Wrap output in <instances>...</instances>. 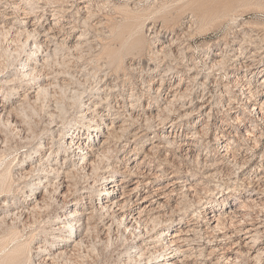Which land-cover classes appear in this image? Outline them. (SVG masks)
I'll return each instance as SVG.
<instances>
[{
	"label": "rangeland",
	"instance_id": "rangeland-1",
	"mask_svg": "<svg viewBox=\"0 0 264 264\" xmlns=\"http://www.w3.org/2000/svg\"><path fill=\"white\" fill-rule=\"evenodd\" d=\"M62 1L67 7L62 3L59 6L57 4L56 7L54 3H59L57 0H0V104L5 105L11 102L7 113L11 111L13 113L7 117L11 120L7 122L8 119H6V124L0 126V264H41L40 261L46 256L45 253L38 252L44 247L52 249L50 245L53 240L50 236L54 238L53 233L58 232L56 228L61 222L58 216L64 210L65 202L78 196L81 201L84 197L85 202H93L101 191V183L106 181L105 170L123 165L121 160H124L128 163L130 171L135 174L137 173L136 165L147 154L149 158H153V165L161 164L166 156L169 163L174 162L166 167L164 177L160 182L157 181V185H163L171 176L170 172L173 169L179 171L178 174L181 177L189 173V177L194 179L192 182L198 183V187L201 188L198 190L197 197L193 200L183 199V192L179 190L181 199L166 202L165 207L158 208L159 217L171 219L169 223L165 222L163 225L157 221H147L137 222L135 227L130 228L125 221L120 219L116 221L113 214L96 210L90 221H87L88 217H84L82 226L76 233L77 237L74 238L75 234H71L70 239H77L80 243L77 244L78 246L72 241L68 244V246L72 245L69 249L75 247V251H72L71 255L68 253L69 256L62 255L61 259L56 257L57 259H53L51 264H137L136 248L133 246L137 245L139 240L142 239L144 242L154 233L157 234L154 237L160 238L163 234L165 238V230H169L171 234L188 220L196 228L195 232L188 234L190 241L188 245L185 244L191 248L189 254L193 262L196 261L195 264L217 263L219 258L223 259L218 245L224 238L220 237V234L216 235L218 236L216 241L208 238L211 234L203 231L205 219L199 210L203 204L215 205V199L222 195H225L224 198L232 196V199L230 198L232 203L239 200L245 202L246 197L254 198L252 196L256 189L249 190L248 184L252 180L258 182L257 171L264 168V135L258 149L249 151L248 154L243 153L248 155L250 160L248 164L236 165L231 156H228L223 160L222 165L203 168L202 164H197L196 159H186L185 151L181 147L177 148L179 147L177 143L168 144V140L172 139L167 137L174 136V133L181 129V127L178 130L171 128L173 122H179V126H188L190 137L196 130H192L187 118L181 119V115L175 108L169 107L164 111L165 105L159 106L162 102L158 103L159 94L156 89L161 81L168 83V87H173L183 77L186 82L191 83L192 89L186 97L187 102L190 100L197 105L201 102L209 105L202 113L199 126L196 124L202 133L197 135L203 143V145L199 144L202 154L201 162L202 159H207L208 162L210 160V165L220 163L217 138L223 132L217 126L222 125V121L234 124L232 116L240 114L237 111H227L225 106L228 104V98L234 99L238 96L236 101L241 103L246 100L242 101V95L234 92L235 88H231L232 93L221 94L222 90L218 85L221 83L222 86L230 79L224 71L210 73L204 64L212 52H223L225 49V53H234L233 47H238V43H244L240 36L246 33L248 37L252 34L255 41L251 43L252 46L248 44L251 46L248 51L251 52V49L259 51V58L263 60L259 69H264V0H138L139 2L137 0H83L90 6L87 12L83 11L84 13L78 11L79 0ZM54 8L65 11L61 17L62 20L64 19L62 23L65 24L66 20H75L74 23L66 25V31L76 25L75 32L72 28L68 35L66 31L63 32L59 30L60 27H57V31L51 33L49 38L46 36L47 27H51L58 16L54 17L52 11L55 10ZM8 30H10L9 33ZM32 30L35 32L32 33ZM39 31H41L40 35L36 33ZM80 34L83 35V47L77 48L76 39ZM46 39H53L52 49H55V52H43L45 48L41 44L42 40L49 42ZM172 39L176 41L174 46H170ZM59 41H62V44L60 43L62 46ZM59 45L63 49L59 48ZM36 46L41 48H37L38 53L34 50ZM251 56V53H246L242 61L251 60ZM24 67L36 68L37 79L17 77L16 72H20L19 70ZM39 70L41 71L37 74ZM197 72L200 73L198 79L192 78ZM239 73L243 74L244 71ZM263 75L264 71L256 78V83L261 82ZM172 76L176 78L169 80ZM45 77L50 78V81L42 80ZM39 85H43L47 91L42 92L40 89L38 92ZM99 87L106 90V93L102 94L106 99L104 101L97 100L98 96L95 93ZM4 94L10 97L9 102L5 100ZM225 94L229 97H225ZM255 99L257 101H251L250 106L260 107L263 97H255ZM114 101H118L116 111L111 109ZM125 102L136 104L141 120L140 118L130 120L127 117L125 107H122L126 104ZM118 106L120 113L117 110ZM101 107L112 110L115 116H122L123 121L119 123L124 125L122 129L125 132L122 129V131L119 129L113 132L109 129L110 127H107L106 122L109 124L112 120L103 121L98 116V112L104 109ZM211 108L210 115L208 112ZM243 108L246 109L245 106H242ZM242 109L239 106V110L244 112ZM165 119L168 120L164 122ZM119 123L117 125H120ZM85 124H92L93 128L98 127L102 131L106 129V132H113L114 136L109 139L110 146L108 145V149L105 150L107 156L103 159L100 157V163V159L97 160L98 163L96 162L97 165L93 171L90 169L91 171L85 173L81 169L77 170L76 167L71 168L77 170V174L70 177L71 190L68 193L71 198H65L62 193L67 189L59 190L58 183L53 180V177L46 178L48 174L46 172H49L53 162L65 160V154H68L65 152L67 132L72 127L78 125L82 127ZM53 128L60 133L57 132L55 135ZM258 129L260 131L255 133L259 136L264 133V123L260 122ZM246 131L247 128H242L239 138L243 144L245 142L244 145L251 148L252 144L247 142V137L244 135ZM85 137L84 135V139ZM106 138L107 134L99 135L96 138V144L103 142ZM180 140L182 141V138ZM153 143L155 145L159 143L160 147L158 151L155 149L149 153ZM39 144L46 148L37 151ZM237 144L235 143L234 146ZM58 148L60 153L56 155L54 151ZM134 148L136 154H128V151ZM39 153L45 154L41 164L36 161ZM48 159L52 161L47 162ZM66 160L69 162L70 158L67 157ZM116 172L119 176L122 170L116 168ZM22 177L25 178L22 179ZM96 177L97 190L93 186V180ZM50 180L54 182L51 183ZM47 183H50L48 189L45 187ZM258 183L264 190L263 180ZM30 197L34 199L30 201ZM257 197H263V195L258 194ZM174 198L178 199L176 196ZM222 200L223 198L220 201ZM26 203L30 206L29 209L36 208L37 205L39 207L33 209L34 212L21 216L16 214L18 218L4 212L8 207L14 208L13 213L18 212L21 209L20 206ZM232 203L224 207L220 203L215 213L220 214L223 208L230 211L231 208L233 209ZM180 204L183 205L180 206ZM246 204L248 205L247 202ZM7 215L8 218H5ZM192 217L197 219L192 220ZM259 220L264 222V212L261 213ZM67 236H70L69 233L64 232L61 237L65 239ZM61 244L60 250L63 251V242ZM257 244L259 247L264 246V239L258 240ZM232 246L234 247L233 243ZM150 247L144 243V248ZM211 251L213 255H210ZM149 253L145 256L144 262L138 264H145L148 260L151 263L152 257L157 256ZM222 259L219 264H226ZM158 260H162V257L154 261ZM250 263L243 261L238 264Z\"/></svg>",
	"mask_w": 264,
	"mask_h": 264
},
{
	"label": "bare ground",
	"instance_id": "bare-ground-1",
	"mask_svg": "<svg viewBox=\"0 0 264 264\" xmlns=\"http://www.w3.org/2000/svg\"><path fill=\"white\" fill-rule=\"evenodd\" d=\"M64 1H67V0H64ZM57 2H59V3H56V4L54 3L55 6L57 4H58V6L61 3L63 4L62 0H61V2H60V0H57ZM137 2H139V1L137 0ZM68 4H70V3H68ZM64 6H66V4ZM61 7H63V6H61ZM88 8H90V6H88V4H85V2H83V0H79L78 11H80V12L86 11L87 12ZM71 9H73V8H71ZM52 11H53L54 17H55V15H58L57 16L58 18L57 17H56V19L53 18V19H55L54 20L55 22H53L51 24V27H47V31H46L47 35L46 36H48V38H49L51 33H54L55 31H57L56 30L57 27L58 28L60 27L59 30L64 32V31H66V25H68V24L70 25V24L74 23V21H75V20L74 21L66 20V23L64 24V23H62V21L64 19L62 20L61 17L65 14L64 13L65 11L62 9H59V8L52 10ZM43 14H45V13H43ZM77 14H79V13H77ZM88 15H87V17H90ZM73 26H71L73 28V30L76 29L77 26L76 25L74 27ZM191 26H193V25H191ZM72 28H70L69 30L66 31L68 35H70V31L72 30ZM76 30H74V32ZM9 31L10 30H8L7 32L9 33ZM34 32L35 31L32 30V33H34ZM36 33H38L40 35L41 31L36 32ZM159 34H161V33H159ZM245 34H244V36L243 35L240 36L243 39L244 43L243 44L238 43V45H237L238 47H233L234 53H232V54L225 53L226 52L225 49L223 50V52H212V55L208 57V60L204 64L205 68H207V71L209 70L210 73H215V72L217 73V72L224 71L225 74L227 75V78L230 79V80H228V82L226 84H222V86H221V83H220L218 85L220 90H222L221 94H224L225 92L228 94L232 93L231 88H235L236 90L234 92H237L240 95H242V99H243L242 101L246 100V101H244V103L242 102L243 103L242 104L241 102L236 101L238 96L234 99L228 98V104L225 106V107H227V111H229V112H230V110L231 111H237L240 114L232 116V120H233L234 124L226 123V122H223L222 120H220V121H222V123H221L222 125L217 126L218 129L221 130V132H223V134L217 138V140H218L217 143H219V147H217V151H218L219 155L218 154L217 155L219 156L218 159H219L221 164L216 162V163L210 165L209 164L210 160L208 162L207 159H202V162H201L200 158H201L202 154L200 153L199 144L203 145V143L200 141L201 139H199V137L197 135L202 134V133H201V129L199 130L197 126H199V124H200V119H201L202 113L205 112V110L207 109V107L209 105L207 106L205 104H202V102H201V104L197 105V104H194L193 101H190V100H188V102H187L186 97L192 89L191 83L186 82V80H184V77H183L178 81L177 84L175 83L176 85L173 87L172 86L168 87L167 86L168 83H164V81H161L160 86L156 89V91L159 94L158 103L162 102V104L161 105L159 104V106L163 107L162 105H165L163 108L164 111H165V109H169V107L175 108V110H177V112L181 115V117H182L181 119L183 120L184 118H187L188 122L190 123V126L192 127V130H196L193 134L191 133L192 137H190L188 134L189 133L188 132V126H185V127H183L182 125L179 126V122H173V124L171 125V128L174 127L175 130H178V128L181 127V129L178 132L176 131L174 133V136H172V137H171V135L168 137L166 136L167 138L172 139V140H168V142H169L168 144L175 145L177 143V145H179V147H177V148L181 147V148H183V151H185L186 159H189V160L196 159L197 164H200V165L202 164L201 166H203V168H206V167L208 168V166H215L217 164L222 165L224 162L223 160L225 158H228V156H231L232 160L234 162H236V165H238L239 163H242L241 165H243V166L248 164V161H250L248 158V155H247L248 152L258 149V147H259L258 145L261 142V139L264 135V133H261L258 136V134L255 133V131H257V132L260 131L258 129L259 123L260 122L264 123V75L261 78V82L259 84L256 83V78L258 76H260V74H262V71H264V69H261V70L259 69V67L262 65L263 60L259 58L260 54H258V52H259L258 50L256 51L255 49H251L252 50L251 52L248 51V49L252 46L251 43H254L255 41L253 39L254 37H252V34L249 37L247 34H246L247 36ZM68 35H66V36H68ZM82 37H83L82 34H80L79 37L77 36V39H76L77 45H75V46H77V48L83 47ZM52 40L48 39L47 41H49V42L42 40L41 46L43 48H45L44 49L45 51H43V52H51V51L55 50V49L54 50L52 49V46H53ZM63 41H65V40L63 39ZM61 42L59 41V44ZM64 43H66V42H64ZM175 43H176V41L175 40L173 41V39H172V41L170 42V46H174ZM248 44H250L251 46H248ZM60 45H59V48H62V47H60ZM64 45H63V47H65ZM55 46H56V44H55ZM167 47H169V46H167ZM37 48H40V46L35 47L34 50L36 53L39 52V49H37ZM161 51H164V50H161ZM246 53H251L252 59L251 60L249 59L247 61H242V59L245 58L244 56ZM34 63L36 64V62H34ZM35 69L36 68L26 69V67H24L23 69L19 70L20 72H16V74H17L16 76L17 77L20 76L19 78L29 77V78L33 79V77H34V79L35 78L37 79V76L35 75L36 74ZM40 71L41 70L37 71V74ZM240 71L241 72L244 71V73L243 74L239 73ZM198 76H200L199 72H197L195 74V76L192 78L198 79ZM173 78H176V77L172 76V77H170V79L169 78L168 79L171 80ZM40 79H41V77H40ZM232 79H235V80L232 81ZM42 80L49 82L50 78L45 77ZM37 83L39 84L40 82L38 81ZM49 87H51V86H49ZM38 88H39L38 92L40 91V89L42 90V92L45 90L47 91V89H45L43 85H39ZM110 89H112V88H110ZM105 91L106 90L102 89L101 87L98 88L97 92L95 93L98 96L97 100H102V101L106 100L105 96L102 95V94L106 93ZM27 92H28V90H27ZM30 93H32V92H30ZM3 96H4L5 100H7L9 102L8 99L10 97L6 94H4ZM26 96H28V94ZM225 97H229V96L226 95ZM255 97H263V100L261 99L262 101H260L261 103L259 104L260 107H258L257 105H251L250 106L251 101H257V99H255ZM136 100H138V99H136ZM258 100H260V99H258ZM114 102H115L114 105L113 106L110 105V106H111V109L116 111V107H117L116 104L118 103V101H114ZM90 103L91 102H89V104ZM198 103H200V101H198ZM126 104H124L123 106L121 105V106L125 107V111L127 112V117H129L130 120L131 119H137V118L139 120L140 114L137 110L136 104H133V103H128L127 105ZM187 104H189V105H187ZM10 106H11V102H9V104H5V105L2 103L0 104V126H1V124L2 125L6 124L5 123L6 119H8L7 122H9L11 120L10 117L7 118L10 114H13V113H11L12 111L10 113H7L8 112L7 108ZM239 106H241V109H242V106L246 107V109H244V108L242 109L244 112L239 110ZM101 108H104V107H101ZM118 109H119V106H118L117 110ZM211 112H212V108L210 109L208 114H210ZM118 113H120L119 110H118ZM134 113H136V114L134 115ZM98 116H100L103 121L112 120L111 123H109V124L106 122V125H107V127H110L109 129H111L113 132L115 130L118 131L119 129L121 130L122 128H124V125L119 123L120 121H123L122 116L121 115H119V117L115 116V114H113L112 110H110L108 108H104L100 112H98ZM149 116L150 115H148V117ZM217 116H218V114H217ZM158 117H160V116H158ZM140 120H141V118H140ZM167 120L168 119H165L164 122H166ZM118 123L120 125H117ZM7 124H8V126H10L9 123H7ZM196 124H197V126H196ZM248 125H249V127H248ZM242 128H247V131L245 132V134L244 133L243 134L247 137V142L252 144L251 148L249 146L244 145L245 142L243 144L239 138V134H240V131L242 130ZM105 130L102 131V129L98 128V127L93 128L92 124H85L82 127L78 125L77 127H72L67 132V136L66 135H65L66 137L64 136L65 138H67V143H66L67 147H66L65 152L68 154H65V160L63 162H59V161L53 162L51 164L52 167L49 168V172H46V173H48L46 178L53 177V180H56V183H58L59 190L61 188L67 189L66 192L62 193L63 197H65V198L70 197V194L68 193L71 190L70 189L71 186L69 184L71 181L70 177H72V175H74L78 169L83 170L85 173L87 171H89L90 169L93 171V169L96 167V165L98 163L97 160H99L100 157L103 159L105 156H107L105 154V150L108 149L107 147L110 143L109 139L111 137H113L114 135H113V132H106L107 130L106 131ZM122 130H124V129H122ZM57 132H59V131L56 130V128H55L53 130V133L55 134ZM124 132H125V130H124ZM101 134H107V138L105 140H103V142L96 144V138H98L99 135H101ZM55 135H57V134H55ZM84 135L86 136L85 139H84ZM250 137H252L253 139ZM181 138H182V141L180 140ZM82 139H84V140H82ZM194 140L196 142H192ZM235 143H238V144L236 146H234ZM244 146H246V148H244ZM159 147H160L159 143L156 145H155V143H153L152 147L150 148V150L148 152L150 153L152 150H155V149H157V151H158ZM44 148H46V146L39 144V146L37 147V151L38 150H44ZM171 148H172V146H171ZM153 152H155V151H153ZM220 152H222V153H220ZM244 152H247V154H243ZM54 153H56V155H58L60 153L59 148L56 149L54 151ZM130 153L135 155L136 154L135 148L132 151H128V154H130ZM44 155L45 154H42V155L40 154L39 158L36 160L39 162V164H41V162L43 161V157H45ZM208 156H209V154H208ZM67 157L70 158L69 162H67V160H66ZM166 157L164 160L161 161V164L153 165V162H154V160H152L153 158H149V154H147L143 158V160L139 164L136 165L137 173H135V174L130 171V167L128 166V163H126L124 160H121V164H123L124 166L121 165V166L111 168L108 171L105 170L106 181L101 183V191H99L98 195L93 199L94 200L93 202L92 201H90L89 203L85 202L84 197L82 198V201H81L79 199V196H78V198H73L72 200H69V202H67V203L65 202L64 210H62L61 214L58 216L59 222L61 221L59 226H57V228H56L58 230V232L53 233L55 235L54 238H51V236H50V239L53 240L51 242V245H50L52 247V249L50 250V249H48V247H44V248L42 247L43 249L42 250L40 249L41 251L38 252V253L43 252V253H45V256H46L40 261V263L41 264H51L52 263L51 261H53V259L55 260L56 257L57 258L60 257L59 259H61L62 255L63 256H66V255L69 256L68 253L71 255V252L75 251L76 248L72 247L71 249H69L72 245L68 246V244L71 241L74 243L76 242V245L79 243V242H77V239H75V240L70 239L72 237L71 234H75L74 238L77 237L78 235H76V233L78 232V230L82 226L81 222L84 220V217H88L87 221H90L91 217L93 216V212H95L96 210L101 211V212L104 211V213H106V214L107 213L113 214V216L116 218V221H117V219L125 221V224L130 228L135 227L134 225L137 222H147V221L154 222V221H157L158 223H162V225L165 222L169 223V221L171 219H167V217L161 218L162 216L159 217L157 215L158 210H159L158 208L159 207L163 208V206L165 205L166 202H170L172 200L178 201L179 199L182 198V196L180 198V195L182 192H183L182 193L183 199L186 198V199H192L193 200L197 197L198 190H201V188L198 187V183L192 182V180H194V179H191L189 177L190 176L189 173H187L186 175L181 177L178 174L179 171L174 170V169H173V171L170 172L171 176H169V178L165 181V183L163 185H160V184L157 185V181L160 182L163 179L164 171H166V167H168L169 164L172 165V163H174L173 161L171 163H169L168 158H166ZM48 161L51 162L52 160L48 159L47 162ZM100 161H101V159L99 160V163H100ZM45 162H46V160H45ZM39 164H37V166H39ZM73 167H76L77 170L71 169ZM118 167H120V168H118ZM39 168H40V166H39ZM116 168H117V170L118 169L122 170L121 175H119V176L117 175L118 172H116ZM37 169H38V167H37ZM257 173H259L257 175L258 180L260 182L263 180V183H264V168L261 171H257ZM97 177H96V179L93 180V186L96 190L98 189L97 188V182H98ZM24 178L22 177V179H24ZM131 178H133V179H131ZM53 180H50V182L51 183L54 182ZM252 181L248 184L249 185L248 188H249V190H250V188L256 189L253 196H252V197H254L253 199H249L246 197L245 202H241V200H239L237 202L235 201L232 203V202H230V198L232 199V196H227L224 198L225 195H222L218 199H215V203H216L215 205L205 206L206 204H203V206L201 207V210H199L200 214L203 215V219H205L203 231H206L207 234H211L209 236L207 235L208 238L210 237V240L212 239L213 241H216L218 238V236H216L217 234H220V237L224 238L223 240H220V244L218 245V249L221 250V252L223 254V259L222 258L221 259L226 264H238V263H243V261H248V262H251L252 264H264V246L259 247V245L257 244L258 240H260L262 238L264 239V230H263L264 222H260V220H259L261 213L264 212V190L261 188L260 183H258L259 181L258 182L257 181L252 182ZM47 184L45 186L46 189H48L50 183L48 185ZM200 185H201V183H200ZM54 186H55V184H54ZM178 186H181V187L179 188ZM179 190H181L180 191L181 193L178 192ZM46 192H47V190H46ZM258 194H262L263 197H257ZM175 196L178 197V199L177 198L175 199L174 198ZM31 197L29 199L30 201H31V199H34ZM89 198H92V197L89 196ZM222 198H223V200L221 202L220 200ZM37 202L39 203V201H37ZM246 202L248 203V205L246 204ZM62 203H64V202H62ZM220 203H221L222 207H224L228 203H232L233 209L231 208V210L229 211V210H226L223 208L222 212L220 214L215 213L216 209H217L216 207H218V205H220ZM178 204H179V202H178ZM200 204H201V202H200ZM182 205L183 204H180V206H182ZM29 207L30 206H27V203H26V204H23L20 206L21 209L18 212L13 213L12 210L14 208L10 209L11 207L6 208L4 210V212H7L8 215H11V216L13 215L12 217H14V216L17 217L16 214L21 216V215L28 213V212H31V211L34 212V210L37 207H39V205H37L36 208H33L34 210L32 208L29 209ZM27 210H30V211H27ZM208 210L210 212L207 213ZM46 213H47V211H46ZM8 215L5 216V218H8ZM11 216H10V218H11ZM41 216L42 215H40V217ZM171 216L173 218V215H171ZM198 218L200 219V216ZM194 219H197V218L192 217V220H194ZM39 220H42V219H39ZM4 221H6V220H4ZM195 223H198V222H195ZM182 224L184 227L181 226L180 228H177L171 234H170L169 230H165L164 231L165 238H164L163 234H162V237H160V238H158V236L154 237V235L156 234V233H154V234H152V236L147 237L146 238L147 240H144V242L142 239L139 240L137 245L135 244V246H133L134 248H136V253H137L135 255L136 263L137 264L141 263L144 260V258H146L145 256L149 252H151L149 250L154 251L151 253H154L157 256L152 257L151 263L148 260L145 264H192V263H194L193 259L191 258V255L189 254L191 251V248L189 246H187L188 245L187 243L190 241L187 236L190 232L194 231L196 228L192 225V222L190 220L184 221ZM110 228H112V227H110ZM185 228H187V229H185ZM201 230H199V231H201ZM64 232H67V234L69 233L70 236H67V238L62 239L61 236ZM162 238H164V239H162ZM60 241H61V243L63 242V245H64L63 251L60 250L61 249L60 246H62ZM144 243H146L147 246L150 245L151 247L150 248H144ZM164 243H166V246H164ZM232 243L234 244V247L232 246ZM158 244H160V246ZM185 244H187V245L185 246ZM147 249H149L148 252H146ZM193 250H194V248H193ZM215 251H216V249H215ZM213 252H214V250H213ZM46 253H47V255H46ZM151 253H149V254H151ZM137 255H139V256H137ZM210 255H213L212 251H211ZM159 257L160 258L162 257V260L154 261L155 259H158ZM40 258H42V257H40ZM221 259L219 258L218 262L217 263L214 262V263L219 264L221 262ZM195 263H196V261H195Z\"/></svg>",
	"mask_w": 264,
	"mask_h": 264
}]
</instances>
